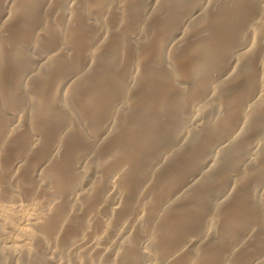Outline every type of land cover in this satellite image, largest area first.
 <instances>
[{"label":"rangeland","instance_id":"rangeland-1","mask_svg":"<svg viewBox=\"0 0 264 264\" xmlns=\"http://www.w3.org/2000/svg\"><path fill=\"white\" fill-rule=\"evenodd\" d=\"M0 217V264H264V0H0Z\"/></svg>","mask_w":264,"mask_h":264},{"label":"bare ground","instance_id":"bare-ground-1","mask_svg":"<svg viewBox=\"0 0 264 264\" xmlns=\"http://www.w3.org/2000/svg\"><path fill=\"white\" fill-rule=\"evenodd\" d=\"M242 3H243V2H242ZM93 15H94V14H93ZM244 18H245V17H244ZM213 58H214V57H213ZM100 60H101V59H100ZM91 86H92V85H91ZM213 104H214V103H213ZM148 105H149V104H148ZM210 108H211V107H210ZM191 120H192V119H191ZM195 121H196V120H195ZM123 122H124V121H123ZM191 122H193V121H191ZM198 122H201V121H198ZM207 122H208V121H207ZM194 123H195V122H194ZM170 124H171V123H170ZM198 125H199V124H198ZM196 126H197V125H196ZM123 127H124V126H123ZM158 127H159V126H158ZM124 128H126V127H124ZM124 128H123V129H124ZM7 130H8V129H7ZM217 130H218V129H217ZM125 131H126V130H125ZM198 132H199V130H198ZM126 133H128V131H126ZM193 133H194V132H193ZM108 143H109V142H108ZM102 145H103V144H102ZM107 145L109 146L110 144H107ZM186 147H187V146H186ZM253 147H254V146H253ZM106 149H107V148H106ZM68 150H69V149H68ZM230 154H231V153H230ZM180 158H181V157H180ZM174 160H175V159H174ZM211 163H212V162H211ZM74 164H75V163H74ZM212 164H213V163H212ZM122 169H123V168H122ZM107 173H108V172H107ZM105 175H106V173H105ZM109 175H110V174H109ZM111 175H112V174H111ZM113 175H114V174H113ZM69 176H70V175H69ZM114 176H115V175H114ZM112 179H113V178H112ZM185 179H186V178H185ZM112 181H113V180H112ZM260 185H261V184H260ZM258 186H259V185H258ZM115 187H116V186H115ZM255 187H256V186H255ZM256 189H257V187H256ZM258 189H259V188H258ZM111 192H112V191H111ZM54 196H55V195H54ZM56 197H57V196H56ZM56 197H55V198H56ZM64 197H65V196H64ZM64 197H63V198H64ZM112 197H113V196H112ZM155 197H156V196H155ZM50 198H51V197H50ZM57 198H58V197H57ZM109 198H110V197H109ZM113 198H114V197H113ZM148 198H150V197H148ZM114 200H115V199H114ZM156 200H157V199H156ZM58 201H59V200H58ZM64 201H65V200L62 201V199H61V202H64ZM52 203H53V201H52ZM58 203H60V202H58ZM55 204H56V203H55ZM55 204H54V205H55ZM54 205H53V206H54ZM56 206H57V205H56ZM63 209H64V208H63ZM5 210H7V209H5ZM9 211H10V210H9ZM34 211H35V210H34ZM15 212H17V211H15ZM2 213H3V212H2ZM2 213H1V214H2ZM5 214H7V212H6ZM13 215H14V214H12V216H13ZM33 215H34V214H33ZM33 215H32V216H33ZM14 216H15V215H14ZM28 216H29V215H28ZM0 218H1V217H0ZM2 218H4V217H2ZM17 218H18V217H17ZM22 219H23V218H22ZM25 219H26V220H34V219H36V218H35V216H34V217H29V218L27 217V218H25ZM25 219H24V221H25ZM19 221H20V220H19ZM26 222H27V221H26ZM239 222H240V221H239ZM31 223H32V222H31ZM31 223H30V224H31ZM26 224H27V223H26ZM28 224H29V223H28ZM28 224H27V225H28ZM227 224L230 225V223H228V222H227ZM235 225H236V224H235ZM231 226H232V225H231ZM233 226H234V225H233ZM10 228H11V227H10ZM9 230H10V229L8 228V231H9ZM14 230H15V229H14ZM23 230H24V229H23ZM38 230H39V229H38ZM4 232H5V231H4ZM6 232H7V230H6ZM11 232H12V230H11ZM24 232H25V231H24ZM7 233H8V232H7ZM16 233H17V232H16ZM19 233H20V232H19ZM19 233H18V234H19ZM22 233H23V232H22ZM118 233H119V232H118ZM5 235H6V234H5ZM209 235H210V234H209ZM2 236H3V235H2ZM2 236H1V237H2ZM10 236L13 237V235H10ZM10 236L7 235L8 238L6 237V239H10V238H9ZM19 236H20V235H19ZM19 236H18V237H19ZM37 236H38V235H37ZM3 237L5 238V236H3ZM12 237H11V238H12ZM22 237H23V235H22ZM15 238H16V237H15ZM20 238H21V236H20ZM20 238H19V239H20ZM59 238H60V237H59ZM0 239H1V238H0ZM13 239H14V238H12V241H13ZM22 239H23V238H22ZM121 239H122V238H121ZM17 240H18V239L16 238V241H17ZM1 241H3V240H1ZM7 241H8V240H6V241H4V242H7ZM9 241H10V240H9ZM12 241H11V242H12ZM72 241H73V240H72ZM117 241H118V239H117ZM11 242L8 243V244L11 245ZM16 243H17V242H16ZM56 243H57V242H56ZM58 243H59V242H58ZM102 243H103V242H102ZM117 243H118V242H117ZM12 244H13V242H12ZM2 245H4V244H2ZM16 246H17V245H16ZM8 247H9V246H8ZM111 247H112V246H111ZM10 248H11V247H10ZM3 249H4V248H3ZM44 249H45V248H44ZM48 249H49V248H48ZM96 250H97V249H96ZM7 252H8V251H7ZM16 253H17V252H16ZM13 255H14V254H13ZM126 256H127V255H126ZM26 258H28V257H26ZM57 258H58V257H57ZM65 258H66V257H65ZM32 259H33V258H32ZM50 259H51V258H50ZM73 259H74V258H73ZM11 260H12V259H11ZM54 260H55V259H54ZM87 261H88V260H87ZM63 262H64V261H63ZM9 263H10V262H9ZM37 263H38V262H37ZM75 263H76V262H75ZM26 264H27V262H26ZM29 264H30V263H29Z\"/></svg>","mask_w":264,"mask_h":264}]
</instances>
